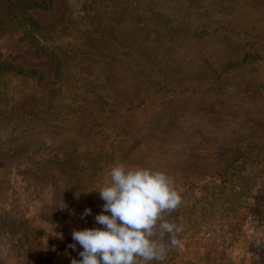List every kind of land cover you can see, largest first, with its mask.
I'll return each instance as SVG.
<instances>
[{"label":"rangeland","instance_id":"374dc122","mask_svg":"<svg viewBox=\"0 0 264 264\" xmlns=\"http://www.w3.org/2000/svg\"><path fill=\"white\" fill-rule=\"evenodd\" d=\"M124 1L32 7L41 32L25 14L0 18V264L79 259L73 230L102 227L104 201L86 191L116 163L162 169L181 194L169 219L182 246L163 264H264V171L249 160L228 182L207 175L220 146L264 137V0H192L204 2L187 14L194 38L131 30L115 11ZM12 2L0 0V14ZM155 8L178 26L171 1ZM254 49L261 60L230 66ZM49 167L57 175L32 174Z\"/></svg>","mask_w":264,"mask_h":264},{"label":"clouds","instance_id":"9594fccd","mask_svg":"<svg viewBox=\"0 0 264 264\" xmlns=\"http://www.w3.org/2000/svg\"><path fill=\"white\" fill-rule=\"evenodd\" d=\"M97 191L104 201L95 222L102 227L75 229L69 247L79 244L71 264H163L182 246V227L169 219L181 205L174 180L162 169L112 165ZM79 195V194H77ZM86 208L83 216L91 214Z\"/></svg>","mask_w":264,"mask_h":264},{"label":"trees","instance_id":"16d2710c","mask_svg":"<svg viewBox=\"0 0 264 264\" xmlns=\"http://www.w3.org/2000/svg\"><path fill=\"white\" fill-rule=\"evenodd\" d=\"M171 3L174 4V7L179 10V24L178 26H174L170 19H168L165 16V12H158L157 8L155 6L158 4V0H147L144 2V6L141 3H136L135 0H125L122 5H120L115 11L117 16H121L124 18V20H127V23L129 24V27L131 30H134L135 27L145 26L151 27V24H157L156 25V34L162 36V34H167L169 37L177 38L181 35V33H185V36L192 35L191 37L194 38L195 36H199L197 33L193 32V29L188 23L187 20V14L190 15V12L194 10V8L198 7V9L201 7L197 2L193 3L192 0H169ZM208 2V1H207ZM205 2L206 8L205 11L208 10L209 5ZM53 0H14V2L11 3L10 9H6L2 11L0 14L1 20L4 21H10V24L12 22H15V18L17 16L25 14V17L23 18V21H26L29 23L30 27L33 28L36 32L42 31L41 23L33 20L32 17L27 15V10L32 7H41V8H51L52 7ZM197 3V6L195 4ZM140 7V8H139ZM203 9V8H202ZM196 13V12H195ZM197 14L199 15V11H197ZM157 19L158 21H155ZM166 23V24H164ZM161 24H164L160 27ZM182 25V26H181ZM129 32V31H128ZM192 33V34H190ZM194 36V37H193ZM236 40L239 38H235ZM37 45L39 48H41V43L36 40ZM237 42L240 44L239 40ZM247 46L250 48H254L256 46L253 42H248ZM125 51L123 55H126ZM261 52L259 50H252L247 53H245L243 56L238 57L237 59L231 61L229 64L230 66H239L240 64H246L250 62H257L261 60ZM2 66V65H1ZM62 65L59 62V59L56 58V65L54 66V79L51 77V80L54 82V85L62 83V78L64 71L60 69ZM25 73V72H21ZM29 73V74H28ZM27 74L31 76H36V70H31ZM41 80L44 78L39 76ZM155 86L160 87L159 90H164L165 86L160 84L158 81ZM264 136V135H263ZM264 140V137L262 138ZM260 141V137L254 136L250 140V149H243L242 146L240 147V143H235L231 145H222L220 146L212 155V159L209 162L210 169L212 173L207 174L211 177L213 180H219L220 183L222 182H228L232 176L242 174L243 167L247 164V161H251L252 164L249 166L258 165L260 166L259 171H264V147H256L262 143ZM253 142V143H251ZM51 163V162H50ZM52 165V164H51ZM50 168V167H49ZM26 173V172H25ZM184 173V172H183ZM186 173V172H185ZM32 174H36L39 177L43 175L41 178L47 177L49 174L50 176L57 175V170L54 168H50L49 171L46 169V173H44V170L42 169H36L32 171ZM237 230L236 234L232 228V232L234 233V239L236 238V235L238 234ZM231 233V232H230ZM231 235H233L231 233ZM170 259V260H169ZM172 261L171 255L168 254L165 261ZM165 263V262H164ZM192 264V262H190Z\"/></svg>","mask_w":264,"mask_h":264}]
</instances>
